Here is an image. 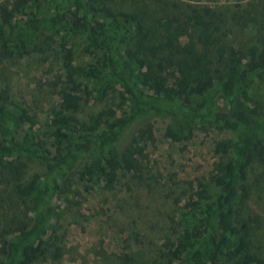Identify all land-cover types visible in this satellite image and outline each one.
I'll list each match as a JSON object with an SVG mask.
<instances>
[{
	"label": "trees",
	"instance_id": "trees-1",
	"mask_svg": "<svg viewBox=\"0 0 264 264\" xmlns=\"http://www.w3.org/2000/svg\"><path fill=\"white\" fill-rule=\"evenodd\" d=\"M23 63L57 72L42 125L13 92ZM155 118L173 142L223 134L212 171L161 245L106 264H264L246 200L264 181V0H0V165L17 186L0 201V264H58L53 205L82 185L140 186Z\"/></svg>",
	"mask_w": 264,
	"mask_h": 264
},
{
	"label": "rangeland",
	"instance_id": "rangeland-1",
	"mask_svg": "<svg viewBox=\"0 0 264 264\" xmlns=\"http://www.w3.org/2000/svg\"><path fill=\"white\" fill-rule=\"evenodd\" d=\"M17 72L11 81L13 92L30 103L42 125L51 98L48 85L57 72L54 68L46 70L45 66H25L24 63ZM96 106L92 100L85 105L91 111ZM149 122L154 129V139L146 148L144 180L140 186L128 188L120 183L104 189L97 184L82 185L77 195H70L69 199L61 196L53 205V211H60L54 229L64 252L58 264H106L107 258L127 252L128 248L136 249L140 244L153 249L150 239L161 245L167 238L163 235L167 215L177 204H185L186 196L181 193L186 192V195L199 179L211 173L213 142L223 134L215 130H196L190 139L173 142L164 134L165 119L155 118ZM37 171L35 166L28 165L18 183L22 186ZM10 176L12 173L0 165V201L8 200L16 186ZM257 182L249 183L250 194L246 199L249 210L259 219L253 236L255 242L264 236V181L257 178Z\"/></svg>",
	"mask_w": 264,
	"mask_h": 264
}]
</instances>
